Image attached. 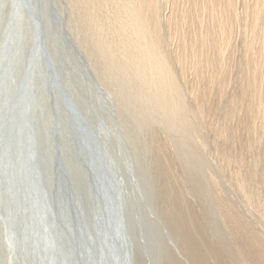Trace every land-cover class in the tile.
<instances>
[{
    "label": "rangeland",
    "instance_id": "obj_1",
    "mask_svg": "<svg viewBox=\"0 0 264 264\" xmlns=\"http://www.w3.org/2000/svg\"><path fill=\"white\" fill-rule=\"evenodd\" d=\"M31 1H34V6L39 14L43 29L44 43L58 69L63 90L73 100L89 123L100 132V138L108 152L113 169L120 179L123 190V216L131 264H198L194 257V253L186 252V250L180 249L178 246L183 235L186 236L185 227L188 226V224L182 223L177 217L173 219L168 218L169 216L167 213L172 208L174 194L177 197H183L185 203L189 205L195 216L194 223H192V225L189 224V238L197 239L196 234L200 232V237L204 238V240L206 239V241L212 245L217 255L222 257L224 264H240L232 250V245L227 237L221 214L218 213L217 205L215 208L216 196L218 194H214L213 192L211 177L215 172V176L213 177L217 180L216 182H218L219 188H221V196L228 200L231 199L235 210L245 216L254 229L256 228L261 232L263 231L262 236L264 238V221L260 214L259 205H255V209H253L251 206L252 204L249 205L246 198L240 197L243 196L239 194L240 192L236 193L238 189L235 187V180L231 173L233 168H237L236 162L234 165H225L221 156L222 154L218 156L216 153V148L220 145H224L226 150L232 148L230 149L231 151L229 150L231 154L232 150L234 151L235 148L232 138L229 142L228 140L223 141L218 137L216 127L219 123H223L224 120L223 111L225 110L224 108L227 107L226 96L232 93L233 89L234 91L237 90L238 75H240V62L243 59V57L240 56H242L244 52L242 46L244 29L243 25L242 28H240L241 24H243L241 19L238 24L234 26L232 31L233 37L231 46L233 53L230 61V73L227 74V83L224 87V97L218 96L217 89H213L212 105L206 108L205 116L202 117L197 112L193 99L186 92V100L189 104V117L191 120L197 122L201 135L200 138H202V142H204L203 146L199 137L196 138V136L192 135V138L189 136L188 138H190V140L184 143L187 144L186 147L180 144L182 142L176 141L179 136L178 131L169 127L166 128L167 126L163 125L162 122L159 123L160 120L157 119L159 117L155 111L149 114L153 118L149 115H138L139 113L135 108H132L128 100H125V98L123 100V97L121 98L119 94H116V91L111 85L110 78L107 76L106 71L103 70V60H101L97 49H95V29L91 23L85 20L83 12L80 10L77 3H75V0ZM169 1L171 2L174 0ZM177 1L180 3L182 0ZM237 1L234 0V3H236L235 7L237 6V8H239L238 10H241L242 6L239 5H242V1L247 0H240V2L238 1L239 4ZM6 4L10 6L11 1L0 0V24L2 25H0V41L4 37L5 32L8 33L10 28V26L8 27L9 24L6 22L10 21L11 8L7 7ZM167 7L169 8L168 5L162 7L164 13L168 12ZM110 12V8H108V10H106V8L100 10L99 16H101L102 21L106 23L110 21L108 17ZM23 15L24 17L20 16L18 18L16 27L14 26L16 45L14 44L15 54L12 59V71H14L15 74L21 70L26 48L33 38L30 20L25 16L26 14ZM82 26L86 27L83 28ZM163 28L165 29H163V32L166 33L167 29L165 24H163ZM6 29L8 31H6ZM83 32L85 33L83 34ZM91 36H93L94 39H92ZM164 36L165 49L167 46L166 50L170 53L173 42L167 39V35ZM90 51H92L91 55L89 54ZM239 58H241V60H239ZM99 62L102 65H100ZM174 68L176 74H178L177 77L180 86H182L181 89L186 91V86L190 84L189 78L184 79L182 77L179 65L175 62ZM104 82L108 85L104 84ZM34 89V103L36 107L33 122L38 137L40 163L45 173L46 182L49 185L51 179L48 161L52 147L51 130L57 123L58 127H60L59 141L63 160L68 170L70 181L78 199L83 203L84 208H87L89 205V196L86 176L74 156L67 137L66 114L59 105L54 106V109L52 108L48 96L38 82L34 83ZM118 96L120 98H118ZM190 108H192V114H190ZM194 110H196V112H194ZM262 119L264 120V109L255 120L256 130L259 132L257 135H259L262 130L260 125ZM246 120L248 121V116H246ZM235 122L236 119L232 118L227 120L226 124L232 127ZM126 124L128 126H126ZM129 126L133 130H130ZM163 126H165V130ZM130 132H132V134L134 132L132 135L133 137ZM134 136L136 138H134ZM242 137L244 142L248 144L253 136L249 133H244ZM157 143H160V150L156 148ZM263 145V141L256 140L253 145L251 144L250 147L246 148L245 153L247 158L250 159L249 156L254 154L258 156L260 162L257 161L255 164L253 161L254 159L251 158L250 160L247 159L248 163L246 162L244 166V168H252V165H254L255 169H257L254 180L252 181V189H258L257 193L259 192L261 197H264V195H262L264 194ZM186 150L191 155H186ZM194 153L196 157L193 156ZM160 157L166 159L168 163L170 162L169 164L176 174V183L175 185L173 184V193L171 195L164 194L167 183L162 182L158 176ZM230 177L232 179L228 180ZM191 226H195L199 231L194 232L195 229H192ZM9 260L10 255L5 249L0 228V264H8Z\"/></svg>",
    "mask_w": 264,
    "mask_h": 264
},
{
    "label": "bare ground",
    "instance_id": "obj_2",
    "mask_svg": "<svg viewBox=\"0 0 264 264\" xmlns=\"http://www.w3.org/2000/svg\"><path fill=\"white\" fill-rule=\"evenodd\" d=\"M238 1L240 2V0ZM30 2L32 1L30 0ZM178 2L177 0L171 2L169 0H75V3L82 10L85 20L91 23L95 29V49L103 60V70L110 78L116 94H119L121 98L123 97V100L124 98L128 100L132 108H135L139 113L138 115H149L155 111L159 117L157 118L160 120L159 123L162 122L163 125L167 126L166 128L169 127L178 131L179 136L176 141L182 142L180 144L186 147L187 144L184 143L188 142L190 140L188 137L191 136L192 138V135L196 138L199 137L202 142L197 122L189 117L186 92L193 99L197 112L202 117L205 116L206 108L212 105L213 89H217L218 96L224 97V87L227 83V74L230 73V61L233 53L231 46L232 31L241 19L243 24L240 23V28L243 25L244 29H241L244 31L242 40L244 52L240 56L243 59L240 62L237 90L234 91L233 89L234 92H228L230 94L226 96L227 98L225 97L227 107L223 111L224 120L216 127L218 137L229 142L232 138L235 148L231 154L230 149L232 148L226 150L224 145H220L216 148V153L218 156L222 154L225 165H234L236 162L237 168H233L231 171L235 180V187L238 189L236 193L240 192L239 194L243 195L240 197L246 198L248 204H252L253 209H255V205H259L260 214L264 221V197H261L259 192L257 193L258 189H252V181L257 169L254 165L252 168H244L248 159L245 153L246 148L250 147L251 144L253 145L256 140L264 142V120L262 119L260 122L262 130L259 135H257L259 132H257L255 124L256 118L264 109V0L242 1V5H239L242 6L241 10H238L237 6L235 7L234 0H182L180 3ZM9 4L6 6L12 9ZM15 5L17 11L22 9L17 3ZM164 5L169 6L167 13L163 12L162 7ZM103 8L111 9L108 23L102 21L101 16H99V12ZM22 16L24 17L23 14ZM78 17L80 18V16ZM6 23L9 24V22ZM163 24L166 25L167 34L163 32ZM7 29L6 31H8ZM164 35H167V39L173 42L170 53L166 50L167 46L165 49ZM91 37L94 39L93 36ZM0 42L2 43V41ZM94 45L92 43L93 47ZM174 62L179 65L182 77L190 80L189 86H186V91L181 89L182 86L178 82ZM99 64L102 65L100 62ZM118 98L120 97L118 96ZM190 114H192V108H190ZM246 116H248V121ZM232 118H235L236 122L232 127H229L226 121ZM126 126L128 125L126 124ZM244 133L253 136L248 144L243 140ZM130 134L132 136L134 132L133 134L130 132ZM134 138L136 137L134 136ZM202 145L204 146V142ZM156 148L161 149L160 143L156 144ZM185 154L191 155L187 150ZM193 156L196 157V154L194 153ZM249 157L254 159L255 164L259 161L258 156L254 154ZM262 159L264 162V150ZM169 163L166 159L161 158L158 164V176L162 182L167 183L166 193L164 192L166 195L173 193V184L176 183L175 171ZM213 176H215V172ZM213 176L211 177L213 192L218 194L215 208L217 205L227 237L239 263L264 264L263 231L254 229L246 217L235 210L233 201L231 202V199L228 200L221 196V188ZM167 215L168 218L177 217L182 223L188 224L185 227L187 237L183 235L179 241L180 249L194 253L198 264H224L222 257L217 255L212 245L200 237V232L196 234L197 239L189 238L190 231L188 229L194 223L195 216L182 196L177 197L174 194L172 208ZM191 228L195 229L194 232L199 231L195 226H191Z\"/></svg>",
    "mask_w": 264,
    "mask_h": 264
},
{
    "label": "water",
    "instance_id": "obj_3",
    "mask_svg": "<svg viewBox=\"0 0 264 264\" xmlns=\"http://www.w3.org/2000/svg\"><path fill=\"white\" fill-rule=\"evenodd\" d=\"M11 6L12 29L0 49V228L8 264H131L123 190L100 132L63 90L35 6L30 0H11ZM22 14L30 20L33 38L15 74L14 30ZM35 82L52 108L59 105L66 114L67 137L86 176L87 208L70 181L57 123L51 130V179L46 182L33 122Z\"/></svg>",
    "mask_w": 264,
    "mask_h": 264
}]
</instances>
